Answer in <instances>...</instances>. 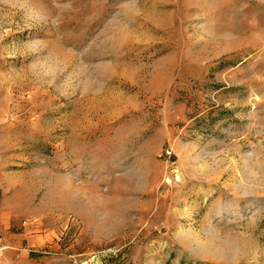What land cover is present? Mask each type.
<instances>
[{
    "label": "rangeland",
    "instance_id": "1",
    "mask_svg": "<svg viewBox=\"0 0 264 264\" xmlns=\"http://www.w3.org/2000/svg\"><path fill=\"white\" fill-rule=\"evenodd\" d=\"M0 264H264V0H0Z\"/></svg>",
    "mask_w": 264,
    "mask_h": 264
},
{
    "label": "built area",
    "instance_id": "2",
    "mask_svg": "<svg viewBox=\"0 0 264 264\" xmlns=\"http://www.w3.org/2000/svg\"><path fill=\"white\" fill-rule=\"evenodd\" d=\"M166 154L169 155L170 153H167V152H166Z\"/></svg>",
    "mask_w": 264,
    "mask_h": 264
}]
</instances>
